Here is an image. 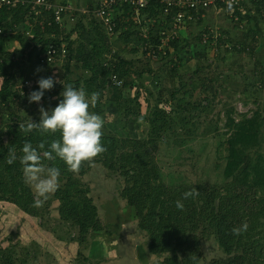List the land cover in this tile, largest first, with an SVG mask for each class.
<instances>
[{
  "label": "rangeland",
  "instance_id": "rangeland-1",
  "mask_svg": "<svg viewBox=\"0 0 264 264\" xmlns=\"http://www.w3.org/2000/svg\"><path fill=\"white\" fill-rule=\"evenodd\" d=\"M99 1L54 0L56 5H65L72 9V13L63 22L66 33L63 37L66 41L67 35L76 27L77 18L74 17L81 13L86 14V11L88 13V7L97 5ZM207 13L202 16V24L198 23V15L196 23L189 26L186 23L176 39L183 37L184 40H189L187 42L190 45L182 56L186 59L183 63L185 65L187 59H191L190 70L195 71L197 65L212 67V70L205 71L203 76L209 77L210 81L206 80L207 85L214 86V90L210 87L211 91L208 93L200 85L195 91L189 89L190 93L185 96V106L191 103L189 108L193 106V109L187 113L188 124L182 122V115L171 112L172 107L165 106L167 133H160L156 132V124L153 122L157 118V102L149 92L159 94L162 84L171 88L174 81L169 73L157 70L161 66L166 67L168 58H155L145 54L140 31L143 28L147 31L152 27V35L157 39L159 28L167 26L170 21L163 16L155 18L150 14L143 17L144 27L140 29L134 19L130 21L124 10L116 11L118 23L123 24L113 37V50L126 61L132 62V69L144 70L146 65H150L153 73L146 74L140 82L132 85L131 91L137 100L129 106V110L110 107L107 103L105 114L101 115L105 119L104 134L116 139L122 151H115L116 160H113L111 153L107 158L100 155L92 163L85 164V175L80 177L81 196L91 203L90 213L95 217L94 223L90 224L88 233L82 234L84 231L80 230V226L74 222L76 219L72 218L76 217L75 214H80L82 207L78 205L74 216L65 217L61 214V203L56 193L67 183L62 177L59 189L49 197L45 205L34 208L33 188L25 181L24 186H21L14 180H24L21 166L13 170L12 177L7 173V177L2 178L5 183L0 184V264L2 261H9L11 264H164L168 259H171L173 264H208L214 259L226 257L215 235L210 231L196 232L191 229L190 224L185 223L184 229L178 226L180 230H184L185 239L177 240V246L180 248H176L175 253L165 252L159 256V250H152V234L144 229V222H141L137 209L130 204V197H133L135 203L143 208L144 201L148 198L145 191L147 179L144 177L145 154L146 166L158 170L159 180L155 179V182L164 185L160 202L171 201L175 204L173 201L182 200L183 194L191 188L197 190L201 186L223 184L224 162L219 159L217 152L220 149L221 155H225V148L221 145L226 142L230 133L229 119L239 122L245 117H252L258 109L264 111V88L261 82L264 73L256 67V63L260 61V66L264 68V34L251 33L247 40L254 48L252 56L234 54L224 45L243 41L245 34L228 18L225 10L215 12L212 9ZM156 20L159 22V28L153 25ZM205 27L214 29L223 36L220 51L211 48L214 39L208 44L196 40ZM27 29L25 23L17 27L20 33ZM74 38L73 36L69 39L72 42ZM20 46L18 41L11 37L2 49L13 53L18 51ZM169 50H172V44H169ZM18 56L22 58L20 53ZM36 61L37 57L34 55L25 64L17 84V87L23 85L28 88V97L33 91H39L38 81L41 78L53 77L64 83L63 60L52 66L53 68L42 67ZM110 61L112 58L108 57L107 64ZM234 63L236 72L229 78L232 84L225 79L228 76V67ZM241 66H244L242 72ZM38 68L41 70L37 71ZM71 70L73 74L69 77V82L72 84L84 77L76 64ZM192 74L193 72H190L188 75L189 79ZM164 94L165 98H168V93ZM50 95L51 90L45 91L39 104L29 103L27 97L26 105L20 112V102L12 99L4 115L0 117V151L11 144V128L18 125L21 118L34 113L31 119L40 121L41 106L48 111L55 108L59 98H50ZM199 103H202L200 110H194V106ZM130 155L143 159L141 163L135 162L134 158L129 162L126 158ZM57 164L63 165L61 162ZM132 187H136V191L128 194V189ZM25 191L31 197L24 194L23 200L19 193ZM18 201L28 205L30 212L15 204ZM160 202L156 210L162 212ZM243 215H246V211ZM77 216L79 217L78 214ZM250 227L252 230L244 236L245 240L250 237L256 242L260 251L259 261L263 263L264 218L248 229Z\"/></svg>",
  "mask_w": 264,
  "mask_h": 264
},
{
  "label": "trees",
  "instance_id": "trees-1",
  "mask_svg": "<svg viewBox=\"0 0 264 264\" xmlns=\"http://www.w3.org/2000/svg\"><path fill=\"white\" fill-rule=\"evenodd\" d=\"M102 1L100 0L97 5L88 7V13H81L74 17L77 18L76 27L67 35V41L70 43H67L66 38L63 37L66 34L64 26H61L55 21L54 15L51 12L43 13L36 17L29 13L27 6L20 5L15 9H8L6 7L0 9V29L6 33L10 29L14 30V33L9 37L0 34V117L4 115L12 99L18 101V103L20 102L18 106L19 112L26 105L25 99L28 97V88L23 85L22 87H17L20 73L25 67V64L35 55L37 57V64L42 66L38 61V57L46 53L50 46L60 47L63 43L68 48L67 55L63 59V84H72L69 82V77L73 74L71 70L72 66L76 64L84 77H81L72 85L75 88L83 87L88 94L92 92L100 93V100L97 106L92 109L94 112L100 115L105 114L107 103L110 107L115 106L118 109L129 110V106L137 100V97L132 94V85L140 82L146 74L153 73V68L150 65H146L144 70L132 69V62L126 61V59L113 50L112 41L115 36H110L103 21L96 14ZM118 9L119 11L124 10L128 14L127 17L130 21L132 19L135 21L131 7L125 4L118 6L115 10V19L117 21L115 28L116 34L123 24L118 23L116 15ZM176 11L172 9L171 13L166 15L163 5L156 0H150L149 5L142 11V14L144 16L151 14L155 18L163 16L167 21L171 22V17L176 14ZM207 11L209 10L200 11L199 14L192 11L194 16H199V24L203 23L202 16L207 15ZM225 12L228 15V8ZM229 12H232L233 17L228 15V18L245 35L243 41L232 45L225 44L224 47L234 54L252 56L254 48L247 43V40L251 36V33L264 34V0H244L241 7H234V10ZM196 21L195 18L194 21L187 22V25H192ZM22 23H25L28 29L21 33L17 30L15 32V29ZM153 25L159 28V22L157 20ZM209 29L205 27L200 32L196 38L199 43H205L204 39L206 35H209V41L205 44L213 42V34L210 33ZM28 33L32 34L33 38H30ZM149 33L151 35L149 38L150 42L155 46L156 44L158 45L159 39L158 37L157 39L153 37L152 27L149 28ZM219 35L220 38L218 41L214 42L213 47L211 46L217 52L220 51L223 45V36L221 37V33ZM73 36L75 38L71 42L69 38ZM11 37L16 39L21 45L18 51H14L13 53L2 49L3 45ZM141 41L142 45L143 43H147V39H143L142 35ZM187 41L189 40H184L183 37L173 40L170 43V45L172 44L173 51L169 50L168 47L165 56H157V58L162 59L168 58L166 67L163 68L161 66L157 70H161L162 73H169L170 77L173 78L174 85L168 88L162 84L160 93L156 95L149 92V95L155 97L157 102V118L153 121L156 124V132L167 133V125L165 123V114L167 113L164 111L165 106L172 107L171 112L182 115V122L188 124L187 113L193 109V106L189 108L191 103L185 106V96L190 93L189 89L195 91L198 85H200L208 93L214 90V86L207 85L206 80H209V77L203 76L205 71L212 70L211 66L197 65V69L192 71L189 68L190 58L187 59L186 65L183 64L186 59L182 56V53L190 45ZM19 53L22 55V58L18 56ZM145 54L148 55L146 50ZM108 57L112 58L109 64H107ZM18 58H21L22 61ZM235 64L228 67L226 82L230 81V76L236 72ZM42 67L50 68L46 65ZM153 67L155 68V66ZM256 67L264 73V68L260 66V61L256 63ZM181 69L185 70L181 72ZM243 70L244 66H241L240 71L242 72ZM190 72H193L191 79L188 78ZM114 76H117V81L113 80ZM261 82L262 88H264V79ZM63 84H55L51 90L50 98H59L54 105L55 107L60 99H62ZM210 87H212L211 90ZM234 91L236 90L234 89ZM164 92L168 93V98H165ZM201 104L199 103L197 106H194V110H200ZM33 116L34 113H30L28 117L21 118L18 125L11 128L12 142L0 151V184L5 183L2 178L7 177V173H9V177H12L13 170L21 168V149L25 142H31L33 147H37L41 142H46L45 150H47V146L52 140L60 138V133L42 134L39 130H34L26 134L21 131L19 125L25 124ZM33 122L39 123L36 120H33ZM228 127L230 128V133L228 134L226 142L221 145V147L225 148V155H221L220 149L217 152L219 159L224 162V165H222L224 176L223 184H211L199 187L197 189L199 196L181 200L184 205L183 210H179L175 205L176 203L173 204L171 201L160 202L164 193V185L161 182H155V179L157 181L159 180L158 170L156 171L155 168L146 166V154L143 156L145 164L144 177L147 179L145 191L148 194V198L144 201L143 208L141 205L135 203L133 197L129 196L131 198L130 204L137 209L141 222H144V229L152 234V250L154 252L159 250V256H162L165 252L175 253L176 248H180L177 246V240L185 239L184 230H180L178 226L180 225L183 228V224L185 223L190 224L191 229L196 232L206 233L210 231L216 236L226 257L214 259L208 264H264V262L260 263L259 261L260 251L259 247L256 246V242L250 237L246 241L244 237L252 230V227L246 233H242L239 236H234L231 231L235 227H240L244 222H247L249 226H254L258 220L264 218V111L258 109L252 117H245L239 122L230 118ZM103 144L107 151L102 155H105L107 158L113 153L112 158L116 160L117 155L115 156V151H122L118 147V141L104 134ZM13 149L15 150L17 159L13 164L9 165L7 159L9 151ZM143 157L130 155L126 159L131 162L134 158L135 162L141 163ZM59 162L64 165L59 159L54 162L45 161L49 166H57ZM85 164L75 174L65 169L63 165L57 166L61 172L60 177L67 182L56 193V197L61 203V214L65 217L69 215L71 217L74 216L75 211H78V205L82 207L83 209L80 211V214L77 213L79 217L77 214H75L76 217H72L76 219L74 222L80 226V230L84 231L82 234L89 232L90 224L94 223L95 218L90 213V201L81 196L80 177L85 175ZM4 172L6 173L5 176L3 175ZM21 173L23 174L22 170ZM21 173L20 176H22ZM77 174L79 175L77 176ZM14 180L15 183L24 186L23 179L15 178ZM135 191L136 187L129 188L128 194ZM24 194L27 195L26 191L19 193L20 198L23 200ZM27 196L31 197V195ZM21 202L18 201L15 204L20 205L29 213L28 205L25 203L22 204ZM158 202L162 205V212L156 210ZM173 202H176V200ZM173 207H175L174 210L169 211ZM245 211L246 215H243ZM169 237L171 239H168ZM2 264L11 263L9 261H2ZM164 264H173V262L171 259H168Z\"/></svg>",
  "mask_w": 264,
  "mask_h": 264
},
{
  "label": "clouds",
  "instance_id": "clouds-1",
  "mask_svg": "<svg viewBox=\"0 0 264 264\" xmlns=\"http://www.w3.org/2000/svg\"><path fill=\"white\" fill-rule=\"evenodd\" d=\"M234 3L235 0H227L229 11L234 10ZM57 83L62 81L53 77L41 78L38 81L39 91L29 94V103L39 104L44 92L52 90ZM61 97L57 106L51 111L45 110L42 106L39 108V123L29 118L25 124L19 125V129L26 134L34 130H39L42 134L60 133V138L52 140L47 150H45L46 142H41L37 147H33L31 142H25L22 146L20 163L24 181L35 193L32 205L34 208L43 207L60 187L59 167L48 166L45 161L54 162L59 159L68 171L75 174L85 163H92L96 157L107 151L103 144L105 119L92 110L100 100V93L88 94L83 87L75 88L72 84H63ZM16 159L15 150H10L7 163L11 165ZM197 196L199 191L193 188L183 194V199ZM175 203L179 210H183L184 205L181 200ZM248 227V223L244 222L231 231L234 236H239L247 232Z\"/></svg>",
  "mask_w": 264,
  "mask_h": 264
},
{
  "label": "built area",
  "instance_id": "built-area-1",
  "mask_svg": "<svg viewBox=\"0 0 264 264\" xmlns=\"http://www.w3.org/2000/svg\"><path fill=\"white\" fill-rule=\"evenodd\" d=\"M158 3L164 6V13L169 15L172 9L177 10L176 14L171 18V22L167 26H162L159 28V44L153 45L149 38L151 37L149 30L144 31V21L142 11L149 5L150 0H103L98 8L96 14L103 21L110 36H116L115 28L117 21L115 19V10L118 6L123 4L131 7L135 17V23L139 24V28L142 29L141 35L143 39H147V43H143V48L148 52V55L152 57H157L158 55H166V49L169 44L179 36L181 28L186 25L187 22L194 21L196 16L192 13L195 11L199 14L203 10H214L221 11L227 9V0H156ZM244 0H235L234 7H241ZM27 6L29 13L32 16H40L43 13H53L55 21L61 26H64V19L72 13V9L65 5H56L54 0H0V9L8 8L15 9L18 6ZM224 8V9H222ZM88 10V9H87ZM87 13V11L85 12ZM228 15L233 17L232 12ZM237 19V18H236ZM137 24V25H138ZM17 28L15 29V32ZM210 33L213 34V39L215 42L218 41L220 35L214 31V29H209ZM14 33V30H9L8 33L0 29V34H4L9 37ZM28 35L33 38V35L28 33ZM209 41V35H206L204 42ZM145 45V47H144ZM68 52L66 44H62L60 47L50 46L46 53L41 54L38 57L39 63L44 66L54 67L58 65L60 60L65 59ZM114 81H117V76L113 77ZM26 84L28 82L26 81Z\"/></svg>",
  "mask_w": 264,
  "mask_h": 264
}]
</instances>
